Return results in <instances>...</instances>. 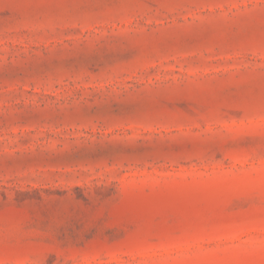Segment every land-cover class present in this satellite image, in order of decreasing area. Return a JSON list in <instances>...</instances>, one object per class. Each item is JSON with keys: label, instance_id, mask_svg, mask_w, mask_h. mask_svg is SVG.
<instances>
[{"label": "rangeland", "instance_id": "1", "mask_svg": "<svg viewBox=\"0 0 264 264\" xmlns=\"http://www.w3.org/2000/svg\"><path fill=\"white\" fill-rule=\"evenodd\" d=\"M0 264H264V0H0Z\"/></svg>", "mask_w": 264, "mask_h": 264}]
</instances>
